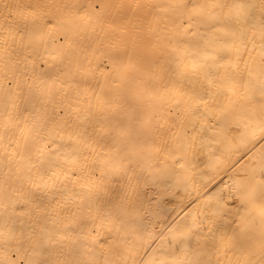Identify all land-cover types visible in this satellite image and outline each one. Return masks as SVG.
Listing matches in <instances>:
<instances>
[{
	"label": "snow or ice",
	"instance_id": "snow-or-ice-1",
	"mask_svg": "<svg viewBox=\"0 0 264 264\" xmlns=\"http://www.w3.org/2000/svg\"><path fill=\"white\" fill-rule=\"evenodd\" d=\"M134 20L104 82V68L85 71L63 45L40 53L44 34L27 33L24 67L9 69L19 78L0 83V264H128L142 188L195 171L224 140H264V0H146ZM6 31L23 44L19 25ZM261 155L160 264H264V144Z\"/></svg>",
	"mask_w": 264,
	"mask_h": 264
},
{
	"label": "bare ground",
	"instance_id": "bare-ground-1",
	"mask_svg": "<svg viewBox=\"0 0 264 264\" xmlns=\"http://www.w3.org/2000/svg\"><path fill=\"white\" fill-rule=\"evenodd\" d=\"M145 2L146 0H0V38L7 37L11 45L7 53L0 52V83L7 87L8 80H12L14 84L19 78V72L9 69L17 61H20V68L24 67L25 62L21 57L26 54L24 45L28 43V32L44 34L43 42L37 41L34 44L40 53H43L45 43L48 50L53 52L59 51L60 45H63V51L73 53L74 60L78 59L85 71H94L99 66L106 72L101 82L110 80L112 74L107 72L109 57L116 59L121 41L130 43L137 35L134 6ZM100 4L104 5L102 9L96 7ZM97 15L99 23H96ZM84 16L92 17L96 23L95 32L82 33L77 30V24ZM10 25H19L23 33V44L20 35H15L16 43L12 42V36L6 31ZM33 62L39 63L35 57ZM31 68L32 64L29 63V77L32 76ZM95 75L100 77L98 71H95ZM3 95L0 92V99ZM4 124V117L0 115V133L5 131ZM11 131L14 130H10L9 135ZM232 135L236 136L238 133L233 131ZM18 136L17 133L11 138L16 140ZM3 143H8V137ZM59 143H68L67 137L63 141L57 137V144ZM261 144H264V140L250 141L246 146L238 139L224 140L213 145L211 150L206 149L199 154L195 171L181 173L179 178L169 176L164 182L149 183L142 188L139 213L129 225L125 247L128 264H160L162 260L170 258L167 254L173 246V236L187 226L197 227L204 220V215L207 214L202 213L204 201L214 204L217 196L227 198L233 180H240L253 170H259L262 163ZM35 148L33 145V153ZM196 205L200 207L197 208ZM229 206L234 207L231 201Z\"/></svg>",
	"mask_w": 264,
	"mask_h": 264
}]
</instances>
